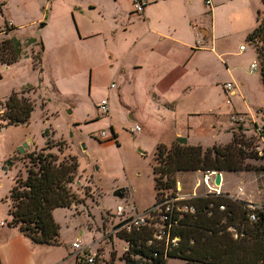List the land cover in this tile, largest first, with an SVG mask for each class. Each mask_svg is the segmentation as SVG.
<instances>
[{
    "label": "crops",
    "instance_id": "0c3cea01",
    "mask_svg": "<svg viewBox=\"0 0 264 264\" xmlns=\"http://www.w3.org/2000/svg\"><path fill=\"white\" fill-rule=\"evenodd\" d=\"M148 1L140 14L133 10V0L45 1L46 11L37 20L45 21L37 28V33L44 32L41 42L37 40L41 63L50 57L63 82L74 74L86 76L91 114H96L94 105L106 99L108 112L101 114L97 108L110 120L116 138L126 114L132 128L140 124L141 137L151 143L170 145L184 137L188 144L204 148L226 144L234 133L228 123L231 113L249 112L240 105L249 76L264 84L260 70L249 67L257 60L256 51L244 76L239 74L241 66L232 56L244 54L248 47L239 50L241 41L233 48L235 31L221 26L220 15L230 6L248 11L251 22L242 34L248 42L246 36L258 24V14L263 15L262 0H220L215 7L212 0L210 5L205 0ZM230 81L235 86L226 93L223 86ZM12 91L37 97L38 87L34 81L11 85L0 92V100L4 102ZM236 129L246 135L244 124ZM222 133L230 135L220 140ZM30 134L25 130L14 148L2 151L0 133V161L8 158L13 164L15 151ZM208 139L213 142L208 144ZM178 187L182 188L180 182ZM8 216V203L0 198V264H79L72 250L63 254L56 243L31 240L18 226L7 223Z\"/></svg>",
    "mask_w": 264,
    "mask_h": 264
},
{
    "label": "rangeland",
    "instance_id": "374dc122",
    "mask_svg": "<svg viewBox=\"0 0 264 264\" xmlns=\"http://www.w3.org/2000/svg\"><path fill=\"white\" fill-rule=\"evenodd\" d=\"M45 1L47 0H0V32H4L0 33V42L15 38L19 42L20 50L19 58L14 62L4 64L0 61V92L3 93L11 85L22 82L34 81L38 87L37 97H26L34 103L30 120L28 118L25 123L3 127L0 132L4 137L2 151L14 148L25 130L30 131L28 137L34 142H28L23 153L15 151L18 153L13 158V164L7 165V161H11L8 158L0 161V198H5L8 206L12 204L13 201L8 195L9 189L16 176L24 177L26 174V153L39 151L46 141L49 142L48 150L54 152L59 159L71 156L76 159L77 182L76 185L73 184V192L82 200L71 207H55L52 210L53 218L58 224L56 244L59 249L63 254L68 250L77 253L71 245L75 241L83 247L89 245L91 252H104L105 259L98 264H125L122 255L126 244L118 234L112 232L113 226L118 222L115 208L117 204H122L123 207L133 205L131 213H140L155 202L158 191L155 188L153 164L156 162L155 150L160 143L148 142L144 136L141 137V131L132 132V122L127 119L126 114L121 119L119 134L115 138L110 120L100 116L95 105L96 114H91L93 109L90 108L91 101L84 84L86 76L74 74L71 76L72 80L63 82L59 70L56 66H51L53 61L51 64L50 57L47 58L48 62L41 63L42 48L38 41L41 42L40 36L44 32L37 33V28L39 23L45 21L37 20L46 11ZM212 3L215 7L214 3L219 5L220 0H212ZM209 10L205 8L206 14H210ZM260 11L263 15L258 14V23L264 17V7ZM255 12L257 14L256 10ZM253 19L255 20L254 17ZM9 22H12L11 31ZM220 22L224 29L235 31L233 48L241 41L248 47L244 54L232 56L241 66L239 74L244 76L243 73L248 69L247 66L256 51L255 45L246 42L242 35L243 29L251 22L250 15L248 11L243 13L230 6L222 8ZM45 30L48 31L49 27ZM247 81L248 86L244 93L245 98H250V101L242 98L240 105L249 109V112H245L249 120L244 123V130L246 135H253L255 125L264 127V87L253 76H249ZM5 122L3 120V124ZM230 122L229 120L228 123ZM231 126L234 127L233 132L237 133L236 124L231 122L230 128ZM43 131L45 135L42 134ZM101 131H105L107 137H94V134ZM229 135L230 133H222L218 139L224 140ZM26 140L27 138L24 141ZM211 142L213 139H208V144ZM246 162L249 167L243 171L223 172V188L235 191L241 185L245 191L243 197L257 201L264 197V158L253 157L251 154L246 157ZM200 174L199 170L177 172L175 180L180 182L185 193L190 194ZM120 186L128 188L125 199L112 196L113 191ZM196 192L203 195L206 191L203 185H199ZM8 217L7 223L13 224L12 215L9 214ZM81 231L83 234L79 237ZM109 236L112 240H109ZM165 262L184 264L180 257H166Z\"/></svg>",
    "mask_w": 264,
    "mask_h": 264
},
{
    "label": "trees",
    "instance_id": "16d2710c",
    "mask_svg": "<svg viewBox=\"0 0 264 264\" xmlns=\"http://www.w3.org/2000/svg\"><path fill=\"white\" fill-rule=\"evenodd\" d=\"M246 40L256 47L259 74L264 84V17L247 34ZM19 54L17 39L7 38L0 42V61L3 63L14 62ZM1 104L6 110L0 117V128L27 122L34 109L32 100L17 91H12ZM3 120H6L4 124ZM42 134L45 135V131ZM113 135L116 138V134ZM48 143L46 141L39 151L26 153V174L16 176L9 189L8 195L13 202L8 206V213L13 217V225L18 224L31 240L56 243L59 231L52 210L71 207L82 200L73 192V184L77 182L76 159L73 156L59 159L48 150ZM253 143L252 137L244 136L242 130L234 132L226 144H213L207 148L188 144L184 137L175 138L170 145L160 143L153 164L155 188L158 191L161 187H174L176 173L182 171H243L249 167L248 155L264 158L251 151ZM189 202L194 204L196 211L183 215L170 227L171 235L179 236V241L170 248L148 243L151 230L147 227L119 232L128 247L122 255L125 264H136L131 257L134 253L148 258L145 264H166V257H180L184 264H264V215L250 222L245 201L224 195L199 194ZM220 205H224L223 210L219 209ZM230 226L237 237L228 229Z\"/></svg>",
    "mask_w": 264,
    "mask_h": 264
},
{
    "label": "built area",
    "instance_id": "2783aa9c",
    "mask_svg": "<svg viewBox=\"0 0 264 264\" xmlns=\"http://www.w3.org/2000/svg\"><path fill=\"white\" fill-rule=\"evenodd\" d=\"M148 0H133V10L136 13H142L144 11L145 5L148 4ZM207 4L210 5V0H205ZM9 25V24H8ZM198 40L200 41V33L197 30ZM246 45H240L239 50H245ZM250 67L254 71L259 70V64L257 60H252ZM113 86V84L111 83ZM234 83L232 81L224 84L223 89L228 93L233 88ZM97 107L101 111V114L108 112V103L106 99H101ZM6 106L0 102V117L4 115ZM229 120L236 124V126H242L247 122L248 116L245 114H238L233 112L230 115ZM141 130L140 124H135L132 128V132H139ZM255 134L249 136L254 140L251 151L258 156H264V127L261 125H255L254 127ZM94 137L98 139H103L107 137L105 131L94 134ZM0 169L2 166L0 165ZM200 177L196 179L194 189L190 194L185 193L182 188L178 187L179 182L175 181L174 187L169 188H160L158 189V194L156 196L155 202L151 207L146 209L143 212H132L133 207L128 205L123 207L122 204H117L115 208V216L118 218L117 224L113 226L112 232L118 234L123 231H130L133 228L147 227L151 230V237L147 241L148 243L154 242L156 244L162 245L163 247L174 246L179 241V236H172L170 233V227L177 223V220L185 214H191L196 211L194 204L190 203L189 200L198 195L196 188L199 185H203L205 188L206 194H216L224 195L234 200H244L245 207L247 210L246 216L250 222H255L258 217L262 214L264 215V197L257 201L251 200L250 198L243 197L245 191L243 186L238 185L235 191H230L223 188L224 185V175L219 170H199ZM216 172H219L221 175L220 184H215V175ZM213 204L210 203V207ZM128 209V211H127ZM219 209L223 210L224 205H220ZM230 229L233 232V236L237 237V233L234 231L233 226H230ZM109 240H112V237L109 236ZM126 243V242H125ZM72 247L77 251L75 254L76 259L79 264H98L100 261L105 259V253L100 252L99 250L91 252L89 245L83 247L79 242L73 241L71 243ZM127 245L124 247L123 251L127 250ZM153 255H156L155 253ZM136 260V264H145L148 262V258L134 253L131 256Z\"/></svg>",
    "mask_w": 264,
    "mask_h": 264
},
{
    "label": "water",
    "instance_id": "95a60500",
    "mask_svg": "<svg viewBox=\"0 0 264 264\" xmlns=\"http://www.w3.org/2000/svg\"><path fill=\"white\" fill-rule=\"evenodd\" d=\"M44 24H45L44 22L39 23L38 29H41L44 26ZM28 142L31 144L34 143L33 140L31 139V137H28L26 141L22 142L21 145L18 146L17 150L19 151V153H23L25 151V148L28 147ZM82 147L84 148V145H82ZM138 150L141 151V153H143L141 148H139ZM7 165H11V161H7ZM6 168H7V166L4 167V169H6ZM220 178H221L220 173L216 172L215 180H214V183L216 185L220 184ZM127 193H128V188L124 187V186H120L113 191L112 196L117 197L119 199H123V198L125 199L127 196Z\"/></svg>",
    "mask_w": 264,
    "mask_h": 264
}]
</instances>
